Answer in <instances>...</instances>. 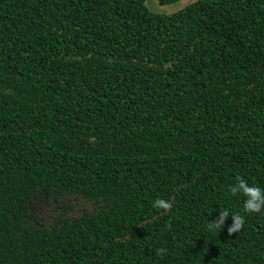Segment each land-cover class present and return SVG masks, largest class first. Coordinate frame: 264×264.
Wrapping results in <instances>:
<instances>
[{
    "label": "trees",
    "instance_id": "obj_1",
    "mask_svg": "<svg viewBox=\"0 0 264 264\" xmlns=\"http://www.w3.org/2000/svg\"><path fill=\"white\" fill-rule=\"evenodd\" d=\"M238 179L264 189V0H0V264H264Z\"/></svg>",
    "mask_w": 264,
    "mask_h": 264
},
{
    "label": "clouds",
    "instance_id": "obj_2",
    "mask_svg": "<svg viewBox=\"0 0 264 264\" xmlns=\"http://www.w3.org/2000/svg\"><path fill=\"white\" fill-rule=\"evenodd\" d=\"M232 194L240 193L245 197L244 211L246 213H257L264 210V189L255 186H249L243 179H238L237 183L231 187ZM154 207L158 209H168L170 204L164 199H157L154 202ZM229 215L227 213H220V216L213 227H221L224 224L225 218ZM233 224L228 228V232H234L242 227L244 223V217L240 215L231 216ZM163 251V250H161Z\"/></svg>",
    "mask_w": 264,
    "mask_h": 264
},
{
    "label": "rangeland",
    "instance_id": "obj_3",
    "mask_svg": "<svg viewBox=\"0 0 264 264\" xmlns=\"http://www.w3.org/2000/svg\"><path fill=\"white\" fill-rule=\"evenodd\" d=\"M190 1L192 0H176L173 3L164 5L162 7L159 5H156L153 0H147V4L151 9H154V10H160L163 12H172V11L179 9L180 7H182L183 5L187 4ZM35 210L39 214L45 215L47 217V213L44 211V207L39 206Z\"/></svg>",
    "mask_w": 264,
    "mask_h": 264
},
{
    "label": "flooded vegetation",
    "instance_id": "obj_4",
    "mask_svg": "<svg viewBox=\"0 0 264 264\" xmlns=\"http://www.w3.org/2000/svg\"><path fill=\"white\" fill-rule=\"evenodd\" d=\"M154 3L156 4V2L154 1ZM157 5V4H156Z\"/></svg>",
    "mask_w": 264,
    "mask_h": 264
},
{
    "label": "water",
    "instance_id": "obj_5",
    "mask_svg": "<svg viewBox=\"0 0 264 264\" xmlns=\"http://www.w3.org/2000/svg\"><path fill=\"white\" fill-rule=\"evenodd\" d=\"M145 2H146V0H145Z\"/></svg>",
    "mask_w": 264,
    "mask_h": 264
}]
</instances>
